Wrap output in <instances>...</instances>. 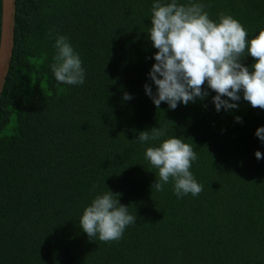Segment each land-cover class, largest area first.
Returning a JSON list of instances; mask_svg holds the SVG:
<instances>
[{"label":"trees","instance_id":"trees-1","mask_svg":"<svg viewBox=\"0 0 264 264\" xmlns=\"http://www.w3.org/2000/svg\"><path fill=\"white\" fill-rule=\"evenodd\" d=\"M155 2L16 0L0 95V264H264V158L255 156L264 153L255 135L264 109L241 92L238 109L217 112L207 83L205 100L158 109L144 88L156 90L148 75L158 51L148 33ZM177 3L204 4L216 23L232 16L249 40L264 30V0ZM60 35L80 56L82 85L54 77ZM255 62L242 60L250 71ZM153 127L166 135L141 143ZM172 137L197 153L190 171L199 196L178 198L171 181L152 188L158 170L145 151ZM110 191L136 222L118 242L90 240L80 218Z\"/></svg>","mask_w":264,"mask_h":264},{"label":"clouds","instance_id":"clouds-1","mask_svg":"<svg viewBox=\"0 0 264 264\" xmlns=\"http://www.w3.org/2000/svg\"><path fill=\"white\" fill-rule=\"evenodd\" d=\"M148 33L158 50L148 74L156 90L154 93L152 84L148 83L144 88L158 109L162 102L175 110L181 102L188 105L197 99L205 100L210 95L205 83L216 93L212 101L217 112L238 109L241 92L252 108L264 109V30L249 40L244 26L230 15L221 13L220 22L216 23L202 3L156 0ZM54 47L57 52L51 70L56 81L82 85L86 70L68 38L57 36ZM249 55L256 61L251 71L242 63ZM132 98L128 93L123 97ZM235 119L242 122V117ZM165 135V128L153 127L141 131L138 140L159 141ZM255 135L264 142V126ZM255 156L259 160L264 158V153L256 151ZM145 159L158 170V182L152 185L156 191H164L170 181L178 198L188 194L196 197L203 191L190 171L193 161L198 159L197 153L181 138H168L158 146L148 147ZM117 195L120 194L112 191L98 195L83 211L79 224L90 240L98 237L102 242H118L126 228L136 222V216L129 214L128 206L121 204L115 198Z\"/></svg>","mask_w":264,"mask_h":264},{"label":"water","instance_id":"water-1","mask_svg":"<svg viewBox=\"0 0 264 264\" xmlns=\"http://www.w3.org/2000/svg\"><path fill=\"white\" fill-rule=\"evenodd\" d=\"M16 0H1L0 95L8 74L13 51Z\"/></svg>","mask_w":264,"mask_h":264}]
</instances>
